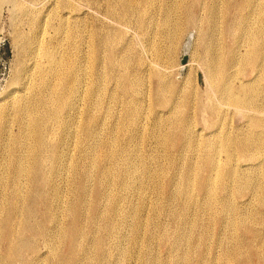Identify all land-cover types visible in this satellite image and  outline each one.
Listing matches in <instances>:
<instances>
[{
	"label": "bare ground",
	"instance_id": "bare-ground-1",
	"mask_svg": "<svg viewBox=\"0 0 264 264\" xmlns=\"http://www.w3.org/2000/svg\"><path fill=\"white\" fill-rule=\"evenodd\" d=\"M119 1H121L122 3L121 5L123 6L124 8L123 10L124 12H126V14L131 13V12L133 14V12L137 9V6L135 5L136 3H138L137 0H119ZM257 1L256 0H242V4L241 3L240 4H241V7L243 5L249 6V4H252V3L255 6H258L259 2L256 3ZM261 1L262 3L261 5H259L260 6L259 10L261 11L262 16L260 17V19H258L257 22H255V24L258 23V27L256 25L255 26L257 28L251 26L248 28L249 30L246 31L247 32L246 48L242 51V53L241 52L239 53L240 50L238 51L237 48H230L228 52L226 53L225 59H222L219 57L220 55L217 56L215 52L213 54L211 51H209L210 48L209 49L206 48L207 52L205 53L207 54H206V57L203 59V64L205 67L204 73L206 76V80L213 88H215L218 91L221 99H223L224 102L225 101L226 102H237L239 101L238 98L247 96V98H245L247 99L246 103L249 105L250 108L255 107L256 108L255 110H257L258 112L264 111V88L261 89V87L259 86V84L264 83V76L262 80L259 82L260 77H262L261 68L264 67V0H261ZM7 2H9V0H0V9ZM145 2L146 3L144 5H147L145 10L150 9L149 6L151 7V5L153 6L154 4L152 0H147ZM168 2L171 3L172 1L168 0ZM181 2L182 4L179 3L181 5V10H183L185 14H188V12L193 8V5L197 2H200V0H182ZM41 3H43V6L42 7L40 6L41 8H38L37 6L40 5ZM115 3L117 5V2ZM175 6L176 4L172 3L171 8L174 9ZM14 7L16 11L15 17H14L15 24H16L14 41L18 47L20 63L15 72L13 81L11 83L10 90L3 97V99L0 100V107H1L0 108V162L3 163L2 167L6 169L7 173L9 174V178H10L8 181H3L0 175V238L3 239L4 242H6V254L0 258V264L3 262H6L7 264H15V259L21 254V252L24 249L32 248L33 250H35V248H33L34 240L38 237L48 236L49 232H51L53 241L58 242V243L56 242L52 243V245L49 246V249H50L49 253L51 254V257L49 258V264H82L83 262H84L83 264H109L108 257L112 256L113 249L112 247L107 246L106 239L112 238L114 240L113 242L114 245L116 244L115 246H117V243L119 242L116 237V233H117L116 226H117L118 218L123 216V213H125V211H122V208L120 207L121 200L125 199V197L122 196V192L118 193L117 191L116 192L111 191L110 193L108 188L110 189V187L114 185L118 189L127 190V188L130 187L131 176H133V173L138 172L137 170H138L139 164L135 162L136 160L134 161L131 158V153L133 152V149L132 150H129V149H131L132 147L131 148L126 147L124 148V150H122L121 148L122 150L121 159L123 163L119 164V162L114 161L113 162L114 164L111 166L108 165V162L113 160L117 152L115 151L116 152L115 154L113 151L110 150L105 153H99L97 150V147H98L96 145L97 134L95 132H96V127L98 123V118L95 116V113L99 110L102 104L103 96L101 94V91H102L101 84L103 82L100 83V80H98V81H92L91 83H89L83 80L81 64L86 58L81 54L82 46L79 45L78 43H73L75 38L80 37L78 22L81 19V15L78 13L77 8L74 6V4L69 0H66V1L64 0H28L23 3H17ZM212 8H210V12L213 14L215 8L214 7ZM112 10L114 9H111L110 11ZM169 10L170 9L168 8L166 11H164L163 19L160 24L161 26L163 25L166 28H168L169 37L172 39L171 42L176 43L177 41H174V40L177 39L179 34L185 29L186 25L189 23L194 24L196 20L194 16H191V14L190 15L188 14L185 20H183L185 16H182L183 19L179 21L178 20L174 21L170 12H168ZM176 10H178V8ZM142 12H143V9H142ZM113 14H116V12H113ZM119 15H121V13H119ZM213 15H212V18H213ZM111 16H113L112 13H111ZM141 16H143V14ZM122 17L123 16H121V18ZM217 17H218V14H217ZM135 19L137 20L138 18H135ZM255 20H256V17H255ZM214 26H216V24ZM232 30L233 28L228 29L227 33L232 34ZM96 36L98 37V39H96L90 44L93 48L89 55L88 66L92 67V69H94L96 67L97 62L100 61L98 59L100 57V53H101L100 51H101L102 45L105 43L112 50L113 44L117 40L119 41L117 35H112V34H109L108 32L105 33L104 35L97 33ZM210 36L213 37L212 35ZM163 38L161 37L162 40ZM208 42L210 43L211 41H208ZM169 46H170V43H169ZM168 50L169 49H167V51ZM216 51L218 52L219 49ZM107 52L109 51L107 50ZM153 52H154L153 63L155 67L161 71V73L155 72V75L162 79L163 77H166L165 74L167 73L169 74L171 72L169 68L172 67L173 64L171 63L172 66L168 65L169 67L163 65V62L165 61L164 50L162 49V46H159L158 44H156V42L155 44H153ZM110 57L111 55L109 56V61L111 63L113 62L114 58H110ZM130 58L126 55L121 60H119L120 65L123 67V69L126 72H128L129 67H130ZM112 66H113V63H112ZM143 66L146 70H150L152 67L151 64L147 62L143 63ZM160 66H164L165 67L164 70H162ZM237 66L242 67L244 69L246 68L253 69L256 75L254 80L244 81L243 79L242 81L241 80L237 81L236 80L237 75L234 72ZM108 76H109V73H108ZM134 76H136V74ZM125 77H126L125 79H128V74H126ZM130 78H132V75ZM129 81H131V79ZM140 82L141 80H137V82L133 83V87L135 88L139 87ZM130 87H132V85ZM169 89L171 90L172 88L167 87L166 85L165 86L161 85L157 91L158 99L167 102L168 97L166 96L168 94L166 93V91H168ZM130 90H132V88ZM249 95L250 97H248ZM260 99H263L262 105H259ZM84 102L86 103V111H87V115L85 114L87 117L85 119L83 118V115H82V109H83L82 105ZM129 108L126 112L127 115L128 114L131 115L132 113L130 112H132V110L134 109V108L133 109L131 108L130 110ZM118 120H119V117H118ZM185 120H186L185 118H180V119H176L175 121H172V123L174 125H176L177 123L181 124V122L184 123ZM250 121L255 127H259L264 130V117L263 118L252 117ZM125 122L123 121L122 123H125ZM15 126H17L18 128L17 132L13 131L14 130L13 127ZM185 135L188 136L189 131H186ZM82 137L83 139L87 141V144L84 147H81V144H80V140ZM188 138L190 137L188 136ZM185 139H186L185 145L188 147H192L193 146L192 142L190 140L188 141L186 137ZM216 141L221 142V145L223 147L233 145V147H235V152L229 153V154L225 152L224 155H222L223 151L218 150V151H215V154L211 156H206L204 152V154L201 156V164L196 165L197 163H191L189 161L186 171H185V185L178 193L175 192L176 193L175 195H180L184 199H186L184 201V206L186 208L191 202V200L193 199L194 189L200 190L201 192L205 194L206 198L209 199L210 192L214 190V187L211 185L214 183L216 178H219L222 181L221 185L218 188H220L222 191V198H221L220 204L222 206V209H221L222 227L224 228V232L222 233V236H221V245H222V257L224 259V264H253L252 258L254 256L255 258H257L259 263L264 264V250L263 252H261V250L264 248L263 240H261L263 238L262 237V233H263L262 227H264V197L262 195V193L264 194V160L258 161V162L256 161L257 160L256 158L260 155V153L264 152V132L262 133L251 132V135L248 138V140L244 142L240 140H237L234 142L230 136L229 137L227 136L226 139H222V140L216 139ZM131 142L132 141H129V143ZM64 144H67V146L64 147ZM212 144L216 145L215 142H212ZM123 146L124 145H122L121 147ZM207 147H208V143H207ZM74 148H77V150L79 149L80 151H82L85 162L81 165L77 163L78 161L75 162L71 160V163H69L67 160V158L70 157V155L72 154V151L74 150ZM200 148L202 147L199 144V147H197V149L200 150ZM240 148H245V149L247 148L246 150H249L251 153L250 155L253 157L244 159L245 164H242V166H234L232 163L234 159L238 156V150L241 153L245 150V149L240 150ZM21 151L26 152V154L24 155V158H21L24 153L18 154ZM135 151H137V149H135ZM50 153H52V155ZM6 154H7V157L5 156ZM49 154L61 165L62 164L63 166L65 165L67 172L69 171L70 174L74 173L77 176L76 180L74 179L73 182L71 178L70 179L68 178L70 177V175L67 174V176L65 177L63 176L64 182L67 181L68 186H72V188L73 187L75 188L76 199L74 202H71V203L67 202L66 196L63 197V192L60 191V187L58 186V184L56 182L55 183L57 185L53 183L52 174H50V171L48 172L46 170V165L41 164L45 161L47 163V160L51 158ZM134 154L136 153L134 152ZM53 158L50 159V162L51 160H53ZM116 158L117 157H115V159ZM152 159H154V157ZM169 162H171V160ZM221 163H223L224 171L220 170ZM203 168L207 169L208 171L209 170L212 171V173L210 175H207L206 178H203ZM94 169L98 170V177H97L96 182L92 186L89 184V180H90V177H92L91 173ZM177 169H178V166H177ZM113 170H115L114 177H112V174L114 173ZM159 171L160 173H162L161 170ZM3 175L7 176L6 173ZM26 175L28 176V179H30L31 181H34L38 177L37 178L38 183L36 187H35V183H32L30 181V183H32L33 190L31 189V187L29 188V186L26 187L24 185L25 187H23L21 183V179ZM146 175H149V174H146ZM179 178L180 177H178V179ZM131 183H135V181ZM152 185L150 184V186ZM147 188L149 187L147 186ZM148 191L150 192V190ZM247 191H249V193L251 194L249 198L246 199V203H244L245 201H242V200H241L242 203H239L240 201H238V198H241V199L244 198L246 196ZM149 192H148V195H149ZM158 192L159 191H157V193ZM134 193H135V190H134ZM139 194L140 193H138V195ZM146 195H147V192H146ZM235 197L237 198V200L235 199ZM31 199H33V203L35 201L36 203H38V205L43 206V210L39 213L40 219L37 218L35 221H33L32 219L33 217L35 218L37 216V212L33 207V203L32 205L30 203L27 205L28 200H31ZM256 202L257 204L261 206V208L258 207L259 208L258 210L256 207H254V205H257ZM67 203L69 204L67 205ZM102 203L107 204L106 206H103L105 207L103 210H101ZM207 205L208 207L212 206L213 201L210 202L209 200H207ZM244 206L246 207L250 206V207L245 208ZM155 207L156 206H154V208ZM242 207H244L245 210L242 211L241 210ZM131 209L134 210L135 208H131ZM66 216L69 218V223L68 225L64 226L62 219L65 218ZM100 220L106 221V225H105L106 238L104 236H99L98 235L99 232H97L94 228H91L93 226L92 224L95 225L96 221L99 222ZM132 220H134V217ZM189 222L191 223V221ZM51 224L54 225V227L51 230H49L50 227L48 225L51 226ZM137 230L138 228L136 229V231ZM228 232H231L230 234L232 236H229ZM185 242H187V240ZM91 243L94 244L92 247L90 246ZM119 245H121V243ZM44 246H46V244H44ZM139 246L140 245H138L137 247ZM64 247L66 248L64 249ZM136 248L134 249L136 250ZM218 248H216V250ZM113 252L115 251L113 250ZM130 252L131 251H129V253ZM121 254H124V250L122 251ZM188 257H190V253H182L180 255L181 259L182 258L186 259ZM167 261L168 260H166V262Z\"/></svg>",
	"mask_w": 264,
	"mask_h": 264
},
{
	"label": "rangeland",
	"instance_id": "rangeland-1",
	"mask_svg": "<svg viewBox=\"0 0 264 264\" xmlns=\"http://www.w3.org/2000/svg\"><path fill=\"white\" fill-rule=\"evenodd\" d=\"M25 1H28V0H9V2L5 3L0 9V100H2L3 97L10 90L11 83L13 81L15 72L20 63L18 47L14 41L15 25H16L15 20H14L16 11H15L14 6L17 3H23ZM69 1H71L74 4V6L77 8L78 13L81 15V19L78 22L80 37L75 38L73 43H78L79 45L82 46L81 54L86 58L81 64L83 80L89 83H91L92 81H98V80H100V83L103 82L101 84V89H102L101 94L103 96L102 104L99 110L95 113V116L98 118V123L96 127V132H95L97 134L96 136V145L98 146L97 150L99 153H105L110 150L113 151L115 154L117 152V154L115 155V157L117 158L115 159L114 157L112 161L108 162V165L111 166L114 164L113 163L114 161L119 162V164H122L123 163L121 159L122 150H124V148L126 147L128 148L132 147L131 149H129V150L133 149V152L131 153V158L134 161L136 160L135 162L139 164L138 165L139 167L137 170L138 172L133 173V176H131L130 187L127 188V190L118 189L114 185H112L110 189L108 188L110 193L111 191H114V192L117 191L118 193L122 192V196L125 197V199H123L124 201L121 200L122 206L120 205V207L122 208V211H125V213L122 212L123 216L119 217L120 219L118 218L117 226H116L117 227L116 237L119 242L117 243V246H115L116 244L114 245L113 243L114 240L112 238L106 239L107 246L112 247V249L115 251L113 252L112 250V256L108 257L109 264L111 263L112 264H123V263L124 264H129V263L130 264H154V263L162 264L163 262L165 264H214V263L224 264V259L222 257V245H221V236H222V233L224 232V228L222 227V213H221L222 206L220 204L221 198H222V191L220 188H218L221 185L222 181L219 178H216L214 183L211 185L214 187V190L210 192L209 199L206 198L203 192H201L200 190L194 189L193 199L191 200V202L186 208L184 206V201L186 199H184L180 195H175V194L178 193L185 185V171H186L189 161L191 163H197L196 165L201 164V156L204 154V152L206 156L214 155L215 151H218V150L223 151L222 155H224L225 152H227L228 154L235 152V147H233V145L223 147L221 145V142H217L216 139L222 140V139H226L227 136L228 137L230 136L234 142L237 140L244 142L248 140V138L251 135V132H255V133L264 132L262 128L255 127L250 121L252 117L263 118L264 111L258 112L257 110H255L256 109L255 107L250 108L249 105L246 103L247 99H245L247 98V96L238 98L240 102L239 101L237 102H226L225 101L224 102V100L221 99L218 91L207 82L206 76L204 73L205 67L203 64V59L206 57V54H207L205 52H207V49L209 48H210L209 51H211L213 54L215 52L217 56L220 55L219 57L222 59H225L226 53L228 52L230 48H237L238 51L240 50L239 53L240 52L242 53V51L246 48V37H247L246 31H248L249 30L248 28L251 26L258 27V23L255 24V22H257L258 19H260V17L262 16L261 11L259 10V7H260L259 5H261L262 1L256 0L257 1L256 3L258 2L260 3V4L258 3V6H255L252 3V4H249V6L243 5L241 7L242 0H211V1L210 0H200V2H197L194 5L192 4L193 8L188 12L189 15L191 14V16H194L196 22H194V24L189 23L186 25L185 29L182 31L183 33L181 32L179 34L180 37L179 36L177 37V39L179 38L178 39L179 41L177 39L174 40V41H177L176 43L171 42L172 39L169 37L168 28H166L163 25L161 26L160 23L162 22L164 11H166L168 8L170 9L168 12H170L174 21H177V20L179 21L183 19L182 16H185L183 20L187 18L188 14H185L183 10H181L180 4H182L181 2L182 0H171L172 1L171 3H169L168 0H152L154 2L153 6L152 5L151 7L149 6L150 9H146V10L145 8L147 5H144V4L146 3L145 1L147 0H137L138 3L135 4L137 6V9L133 12V14L132 12L126 14V12H124L123 10L124 9L123 6L121 5L122 4L121 1L119 0H69ZM115 2H117L118 6L116 5ZM172 3L176 4L175 8L176 9L178 8V10H176L175 8L174 9L171 8ZM40 6L42 7L43 3H41L37 7L41 8ZM116 6L119 8H117ZM212 7L215 8L213 12L214 15L210 12V8ZM111 9H114V10L110 11ZM142 9H143V12H142ZM113 12H116V14H113ZM111 13L113 16H111ZM119 13H121V15H119ZM142 14L143 16H141ZM211 14L213 15V18ZM217 14H218V17H217ZM121 16L123 17L121 18ZM255 17H256V20H255ZM135 18H138V19L136 20ZM215 24L216 26H214ZM230 28H233L232 30L233 35L230 33L229 34L227 33V30ZM164 29H166L167 31ZM107 32L109 34L118 36L119 41L118 40H117L118 42L116 41L118 44L115 42L111 50L104 43L101 47V51H100L101 53L98 59L100 61H98L96 64V67L92 69V67L88 66L89 55L93 48L90 44L96 39H98V37L96 36L97 33L104 35ZM210 35H212L213 37H211ZM160 36L162 38L164 37L163 40L161 39ZM208 41H211V42L209 43ZM155 42L159 46H162V49L164 50L165 61L163 62V65L172 66L173 64V66L169 68L171 72L169 74L168 73L165 74L166 77H163L162 79L155 75V72L161 73V71L157 69L153 63V57H154L153 44H155ZM169 43H170V46H169ZM215 48L216 50L219 49V51L217 52ZM167 49L169 50L167 51ZM107 50L109 52H107ZM184 54H188L189 60L187 64L182 65L181 60ZM108 55L109 56L111 55L110 58H114L113 62L110 63ZM126 55L129 58L131 57L130 67H129L128 72H126L123 69L119 61ZM146 62L151 64L152 67L150 70H146L144 68L143 63H146ZM112 63H113V66H112ZM160 67L162 68V70H164L165 68L164 66H160ZM234 72L236 73L238 77V78L236 77L237 81L239 80L242 81L243 79L244 81L254 80V78L256 77L255 71L253 69H247V68L244 69L242 67L237 66ZM108 73H109V76H108ZM261 73H262V77H260L259 82L262 80L264 76V67L261 68ZM126 74H128V79H125ZM135 74L136 76H134ZM199 74L201 75V79L199 78ZM131 75H132V78H130ZM130 79L131 81H129ZM137 80H141V82L139 83L140 86L135 88L133 87V83L137 82ZM131 85L132 87H130ZM161 85H164V86L166 85L167 87L172 88L171 90L169 89L168 91H166L168 95L165 93L167 95L166 97H168L167 102L158 99L157 91ZM259 86L261 87V89L264 88V83L259 84ZM131 88L132 90H130ZM250 95L248 97H250ZM208 101H210L211 103ZM262 103H263V99H260L259 105H262ZM82 106H83L82 115H83V118L85 119L87 117L86 116L87 115L86 103L84 102ZM128 108L130 110L131 108L132 109L134 108L132 112H130L132 113L131 114L132 116L130 114L127 115L126 112ZM138 114H140L141 116ZM118 117H119V120H118ZM180 118H185L186 119L185 122L184 123L181 122V124L177 123L176 125L172 123V121H175L176 119H180ZM102 120L104 123L102 122ZM123 121L124 122L126 121V122L122 123ZM13 128H14L13 130L14 132L18 131L17 126ZM110 129L112 130L114 134L111 132ZM108 130L111 133H109ZM186 131H189L188 136L190 138H188V136L185 135ZM142 135L144 136V138ZM185 137L187 138L188 141L190 140L192 142L193 144L192 147H188L185 145V140H186ZM129 141H132L131 142L132 144L129 143ZM212 142H215L216 145L212 144ZM207 143H208V147H207ZM80 144H81V147H84L87 144V141L83 139L82 137L80 140ZM199 144L202 147L200 148V150L197 149V147H199ZM122 145L124 146L121 147ZM66 146L67 144H64V147ZM135 149H137V151H135ZM244 149L245 148H240V150H244ZM246 149L242 153L238 150V156L234 159L232 163L234 166H242V164H245L244 159L253 157L250 155L251 154L250 151ZM134 152L136 154H134ZM22 153L24 154L21 158H24V155L26 154V152L21 151L18 154H22ZM50 154L52 155V153ZM50 154L49 156H51ZM5 156L7 157V154ZM153 157L154 159H152ZM51 158L53 157L51 156ZM51 158L47 160V163L46 161L41 163L42 160L40 163L46 165V170L48 172L50 171V174H52L53 183L56 182L58 184V186L60 187V191L63 192V197L66 196L67 202L69 203L74 202L76 199L75 188L74 187L72 188V186H68L67 181L64 182V177L67 176V174L70 175V177L68 178L69 179L71 178L73 182L74 179L76 180L77 176L74 173L70 174L69 171L67 172L66 166L65 165L63 166V164L61 165L54 158L50 162ZM149 159L151 162L149 161ZM256 159H257L256 160L257 162L263 161L264 152H261L260 155ZM67 160L69 163H71V160L75 162L78 161L77 163L79 165L85 162L82 151H80L79 149L77 150V148H74V150L72 151V154L70 155V157L67 158ZM170 160L171 162H169ZM161 161L162 162L164 161V162L162 163ZM2 164L3 163L0 162V168H1L0 175L3 181H8L10 179L9 174L7 173L6 169L2 167ZM58 165L59 166L61 165V166L59 167ZM177 166H178V169H177ZM149 170L151 173L149 172ZM159 170H161L162 173H160ZM220 170L224 171L223 163H221ZM113 172L114 173L112 174V177L115 176V170H113ZM5 173L7 174V176L3 175ZM211 173L212 171L210 170L208 171L207 169L203 168V178H206L207 175H210ZM73 174L75 175V177ZM146 174H149L151 176L146 175ZM91 176L92 177H90L89 184L93 186V184L96 182L97 177H98V170L94 169L91 173ZM178 177L180 178L178 179ZM37 178L34 181H31L30 179H28V176L26 175L22 178L23 180L21 179V183L23 187L29 186V188L31 187V189L33 190L32 183H35V187H36L38 183ZM133 180L135 181V183H131V182H134ZM30 181L32 183H30ZM150 184L151 185L153 184V185L150 186ZM147 186L149 188H147ZM133 189L135 190V193ZM148 190H150L151 193ZM157 191L159 192L157 193ZM146 192H147V195H146ZM148 192H149V195H148ZM138 193L140 194L138 195ZM250 194L251 193L247 191L246 196L244 198L242 199L238 198V201H240L239 203H242L241 200L245 201L244 203H246V199L249 198ZM262 195L264 197L263 193ZM235 199L237 200L236 197ZM207 200H209L210 202L213 201V205L208 207ZM29 203L32 205L33 199L28 200L27 205ZM69 203H67V205ZM105 203L101 204V210L105 208L103 206L107 205ZM165 204L167 207L165 206ZM154 206H156L155 208L157 209H155ZM33 207L37 212V216L35 218L33 217L32 219L33 221H35L37 218L40 219L39 213L43 210V206L38 205V203L34 201ZM244 207L247 208L250 206H247V207L244 206ZM244 207L241 208L242 211L245 210ZM254 207H256L257 210L261 208L259 204L254 205ZM131 208H135V209L133 210ZM196 209L197 210L200 209L201 211L200 210L197 211ZM190 210L191 211L194 210V211L191 212ZM131 217L132 219L134 217L135 221L132 220ZM189 221H191V223ZM62 222L64 226L68 225L69 218L66 216L65 218L62 219ZM92 225L93 226L91 228H94L97 232H99L98 233L99 236H104L106 238L105 236L106 221L105 220H100L99 222L96 221V224L95 225L92 224ZM48 226L50 227L49 230H51L54 227V225L52 224L51 226L50 225ZM96 228H98L99 230ZM137 228L138 230L136 231ZM262 229H263V233H262L263 238L261 240H263V244H264V227H262ZM230 233L231 232H228L229 236H232ZM186 240L187 242H185ZM55 242L56 241H53L52 239L51 232H49L48 236L36 238L33 244L34 245L33 248H35V250H33L32 248L24 249L21 252V254L15 259V264H49V258L51 257V254L49 253L50 252L49 246ZM136 242L141 247L140 246L137 247L138 245L136 244ZM120 243L121 245H119ZM44 244H46V246H44ZM91 244L90 246L92 247L94 244L93 243ZM184 245L186 246L187 249L185 248ZM65 248L66 247H64V249ZM134 248H136V250ZM216 248L218 249L216 250ZM123 250H124L125 255L121 254ZM128 250L131 252L129 253ZM263 250L264 248L261 250V252H263ZM150 251L153 255L150 253ZM182 253H190V257L186 259H183V258L181 259L180 255ZM5 254H6V242H4V240L0 238V258L4 256ZM146 256L149 260L146 258ZM138 258H140L141 260ZM166 260L168 261L166 262ZM252 263L253 264H263V263H259L257 258H255V256L252 258ZM1 264H7V263L3 262Z\"/></svg>",
	"mask_w": 264,
	"mask_h": 264
},
{
	"label": "water",
	"instance_id": "water-1",
	"mask_svg": "<svg viewBox=\"0 0 264 264\" xmlns=\"http://www.w3.org/2000/svg\"><path fill=\"white\" fill-rule=\"evenodd\" d=\"M188 60H189V56L188 54H184V56L182 57V60H181V64L182 65H185L188 63ZM199 78L201 79V75L199 74Z\"/></svg>",
	"mask_w": 264,
	"mask_h": 264
}]
</instances>
